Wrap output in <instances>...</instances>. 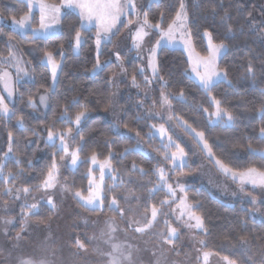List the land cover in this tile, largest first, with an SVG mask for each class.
Here are the masks:
<instances>
[{
	"label": "trees",
	"instance_id": "trees-1",
	"mask_svg": "<svg viewBox=\"0 0 264 264\" xmlns=\"http://www.w3.org/2000/svg\"><path fill=\"white\" fill-rule=\"evenodd\" d=\"M53 4H60L62 0H46ZM182 0H145L143 14L147 13L151 24H160L167 28L175 17L176 11ZM264 4V0L262 1ZM186 10L189 16V27L192 32V40L195 50L201 55H208L206 37H202L205 30L212 31L214 40L223 41L227 49L219 60V67L227 69L228 81H220L212 94L218 99L226 101L223 104L237 117L235 127H224L220 124L212 125L207 119V114L197 111L196 108L203 105L208 112L214 111V106L209 102L204 91L199 87L190 75V61L181 48L163 47L158 53L160 75L168 81L167 86L153 83L152 96L156 106L160 105V89L165 93L179 95L183 90L188 101L187 104L172 100L171 113L181 117L197 131H203L205 138L212 146L216 156L230 167L243 171L248 167H255L264 171V138H261L260 129L264 128V119L261 118L260 108L264 106V5L258 6L252 0H185ZM213 9L215 12H213ZM33 16V26L39 24L38 11H31L24 0H0V16L20 19L27 14ZM163 13V17L161 14ZM133 16H131L132 18ZM81 16L75 11H67L61 18V31L56 35L40 38L23 35L10 26L0 22V71L8 64L4 62L10 56L12 41L17 44L23 58L31 66L34 74L32 81H19L15 79V99L10 108L15 115L0 116V162L7 147L8 132L13 133L12 153L3 162L6 165L4 174H0V198L8 199L3 195V189L7 187L32 188L42 180L40 170L45 165H50L52 153H57L56 159L63 155L57 148L45 143V126L53 131H64L71 126L59 119L64 106L79 98L80 105L69 108V114L73 117L83 110L81 105H87L89 115L83 120L80 135H83L88 143L81 152V160L75 168H67L65 177L69 186L75 191L80 189L88 192L87 171L92 168L88 157L93 151L98 153V159L107 158L109 151L115 152L112 158V166L115 170L116 180L112 175L104 179V205L103 209L92 210L83 206L86 212L92 216H112L121 220V213L107 207L113 196L116 197L120 207L124 205V194L127 192L138 194L141 197L142 208L150 212L151 205L161 207L160 201L168 199L165 189L149 192V189H157L159 178L152 171L158 165L155 157L147 155L140 150L127 151L135 146V140L131 136L114 131L110 121L104 114L110 109L113 102V82L110 80L113 73H118L120 61H117L114 53L119 52L123 61V68L129 81L136 77L139 88L145 89L144 73L138 69L140 60L136 57L135 50L126 52L116 50V40L127 28L126 21L120 25L119 32L113 37L112 43L103 45L99 59L102 64L111 61L106 67L93 72L96 63L95 32L96 27L82 29ZM229 28L231 31H229ZM75 31H81L86 39L79 52H74L71 46ZM154 37L158 32L153 29ZM27 37V38H26ZM11 40V43L9 41ZM63 45L65 56L61 61L56 85L53 87L51 73L46 64H42V50H52ZM57 60H61L56 55ZM252 61L255 76L247 73V63ZM54 88V91H53ZM131 89H126L119 94L121 110V124L123 128L132 133H139L144 140L148 139L151 131L150 119H137L145 116L143 108L137 106L140 101L138 94ZM46 94L49 97L48 107L43 108L37 104L36 108L29 107L27 101L31 97L37 103L39 96ZM171 99V96L169 97ZM24 118V128L18 123L19 118ZM30 129L40 132V137L33 135ZM75 131V128H74ZM160 142L158 138H154ZM31 141V143H29ZM115 141V143H111ZM58 144V142H56ZM79 143V136H76ZM249 146L256 149V154L249 151ZM17 160L19 163H17ZM29 161L32 166L29 167ZM136 163L145 169L147 175L131 168ZM23 169L24 174H19ZM193 169L185 167L178 169V173L189 172ZM7 172L17 175L15 180L6 176ZM189 199L194 204L202 205L195 208L198 214L205 218L206 226L210 234L202 231L200 237L206 241L204 248L222 257H229L237 264H260V258L264 253V220L252 216L250 208L241 201L233 204L227 203L199 183L188 188ZM264 214V204H260ZM53 214L50 205L43 203L40 210L32 215V220L43 223ZM240 237H245L247 243L241 247Z\"/></svg>",
	"mask_w": 264,
	"mask_h": 264
},
{
	"label": "snow or ice",
	"instance_id": "snow-or-ice-1",
	"mask_svg": "<svg viewBox=\"0 0 264 264\" xmlns=\"http://www.w3.org/2000/svg\"><path fill=\"white\" fill-rule=\"evenodd\" d=\"M33 6V0H28V7L31 8ZM77 7L80 9V14L83 17L80 27L82 29H86L88 25H90L93 20L96 21L97 31L95 32V49H96V63L93 67L92 71L96 72L107 66L111 61H106L104 64L101 63L99 56L101 53V49L103 45H107L112 43L113 37L119 32V29L116 27L122 15H126L125 9L135 10L136 5L134 0H126V3H121V0H65V4L61 5V7ZM61 7H57L55 5H49L40 0L39 9H40V17L39 23L40 27L38 29H32L33 38L40 36V34H48L54 26L59 23V14L61 11ZM213 12L215 10L213 9ZM139 15V14H138ZM163 17V13L161 14ZM30 19L29 16H24L22 19L17 20L15 16L12 17V21L14 24L19 25L21 28L25 26V23ZM128 24H132V20L129 19L127 21ZM155 29L159 34V39L155 40L154 45L148 48V65L151 68V76L154 79H150L148 76L144 77L146 84L152 83H160L162 86H167L168 81L164 80V78L160 75L159 64H158V53L163 50L164 41L166 40L168 44L173 43H181L184 49L188 52V58L192 60L193 63V71L199 81V87L204 91L206 96L208 97L209 102L214 106L213 112H208L207 108H204L203 105H200L196 108L197 111H201L207 114V119L210 124L216 125L220 124L224 127H235L237 122V117L230 111L227 107H224L223 104L226 101H222L218 99L215 95L212 94V89L216 87V85L220 81H228L227 69H221L218 66V60L225 54L226 44L221 41L217 43L213 38L212 31L205 30L201 35L202 37H206V47L208 49V55H201L199 52L195 50L192 40V32L189 27V16L186 10V6L183 2L179 5V10L176 11L175 17L172 19L171 23L167 25V28L161 27L160 24H151L148 20L147 13L143 14V20L139 22V27L135 32H130L129 36L131 39V49L137 51V54L142 50V46L145 44V38L149 37L150 31H146ZM229 31L231 29L229 28ZM27 38V37H26ZM40 38H44L40 36ZM150 42V41H149ZM11 43V40L9 41ZM86 43L85 37L82 35L81 31H75L74 37L70 42L71 46L74 50H79L81 46ZM59 55L61 60L56 59V55ZM42 59L41 63L46 64L47 67L50 68L51 79L53 84L57 82L58 71L61 69V61L65 56L63 45L61 44L54 53L52 50H42ZM117 61H120L121 72H125L126 70L123 68V61L119 52L114 53ZM12 59H16L15 53H10ZM19 64V61H17ZM261 68H264V64L260 65ZM18 72H24V75H28L24 69L17 67ZM138 71L143 74L144 68H139ZM247 73L250 76H255V69L252 61H248L247 63ZM117 79L116 73L112 74L110 80L115 82ZM0 80L4 82V89L7 92L9 97L13 96V87L11 83V75L7 71L0 72ZM131 83L139 88L140 85L137 84L136 77L133 76ZM231 84V81H228ZM54 91V88H53ZM146 99H152L149 93H144ZM171 96V99L169 97ZM48 95L39 96V104L48 107ZM172 100L181 101L185 104L188 103L183 90L179 93V95H172L171 93H165L163 87L160 89V103L161 107L165 109L167 112V120L172 121L175 120L176 123L182 127L185 131L190 133L196 142L200 145L201 150L207 155V157L215 164V166L219 169L221 173L225 176L231 177L233 180L238 181L239 189L241 192L244 191L245 184H251L254 187L259 185L264 188V171L255 168L248 167L243 171H239L230 167L228 164L224 163L223 160L219 159L216 156V153L213 151L212 146L209 144L208 140L205 138V133L203 131H197L191 125L187 123V121L183 120L181 117H176L171 114L172 108ZM29 107L36 108L37 102L31 97L28 98L27 101ZM80 105L79 98H75L71 101L70 104L65 105L63 112L61 113L59 119L71 126L67 127L64 131H53L51 127L45 126L46 138L45 143L53 148H57L59 152H62L63 155H60L59 161L57 162L56 155L57 153H52V159L50 165H45V168L40 170V174L43 177L41 182L34 185L32 188L23 187V188H14V187H5L3 189V195L11 196L14 195L15 199H20L21 193L28 194L33 190L39 191L41 189L45 190V195L41 196L40 199L47 198V202L51 205L52 209L55 210L56 204L52 198V195L48 194V190H53L57 188L58 184V176L60 175L61 165L63 164L66 168H75L78 162H84L81 160V152L85 150L87 146V139L80 135L82 128V121L87 118L89 115V110L87 105H81L83 110L77 112L73 117L69 114V108ZM156 101L152 100V108L155 109ZM137 106L143 108L145 106V100H140L137 102ZM12 112L15 115L14 111L9 108V104L5 102V98L3 95H0V116H8V114ZM261 118L264 119V106L260 108ZM161 112L149 111L145 116H138L137 119H150L153 116H161ZM18 123L21 128H24V118L20 117ZM115 127H119V123L115 125ZM127 126L125 125V128ZM151 131L148 133L149 140L154 139L157 134L161 139V146L164 148V152L161 154L165 162H170L171 168L166 169V167L156 165L153 167L152 171L159 178V183L157 189H149V192H153L159 189H166L167 193L171 197V199H164L160 201L161 207L158 208L155 204L151 205L150 209V219L148 218V213L144 214L143 224L140 227H135V225L141 223L135 219L128 220L127 222L133 226V230L140 234H146L150 230L153 229L155 223L158 222V217H165L166 213L163 211L164 206H168L170 212H175V219L179 221L183 226H186L188 229H198L205 234H210V229L206 226L205 218L203 215L198 214L194 211L195 208L202 207V205L194 204L189 199L188 189L186 185L180 183L179 176L182 173H177V168L183 169L188 167V153L185 148L173 138V136L169 133L168 128L165 127V124L161 123L158 126L156 124L149 125ZM169 127H173L169 124ZM75 128V135H74ZM33 135L36 137H40V132L35 129H30ZM173 131L175 128L173 127ZM137 143L135 148L126 149L127 151H135L136 149H144V145L139 138V133L136 134ZM261 138H264V128L260 129ZM76 136H79V143H76ZM69 138L73 141L75 145L74 148L70 149ZM13 133L11 131L8 132V140L9 146L7 152L4 153V157L7 158L9 153H12V141H13ZM59 141L57 144L56 141ZM31 143V141H29ZM111 143H115V141H111ZM249 151L253 154H256L257 150L251 148L249 146ZM116 155L115 152L109 151L107 158L103 160L98 159V153L93 151L87 159L90 160L92 165L99 166V178L97 179L95 173L92 168H89L87 171L88 177V192L87 195L80 189H73L69 186V183L65 181L61 185V188L67 192H71L74 197H76L79 201L83 203V205L92 210L103 209L104 205V179H105V170L108 169L112 172V179L116 180L115 170L112 168V158ZM261 156L264 157V152H261ZM66 158H68L66 163ZM159 159V157H158ZM17 163L19 161L17 160ZM29 167L32 166V162L29 161ZM6 165L0 162V174H4ZM131 168L134 171H139L142 175H147L148 173L145 171L143 167L137 165L136 163H132ZM170 173H176L177 179L174 183H169ZM19 174H24L23 169L20 170ZM18 174L7 172L6 176L15 180ZM180 195L179 202L177 203V195ZM128 197H125L127 199ZM252 203L257 204V200L255 197H251ZM259 203L264 204V200H260ZM175 204V208H172V205ZM25 207L29 210L27 212L22 210V215L24 218L23 227H27L28 216L34 214L32 210L38 208V204H26ZM107 207L109 209H115L120 212L122 217L124 214V209L120 208L118 201L115 196H113L108 203ZM129 212L132 211L130 207L128 209ZM260 211L258 207H254L251 210V214L255 215L256 212ZM5 225L12 224L13 221L11 219H5ZM44 222V221H41ZM87 222V221H86ZM166 226V233H159L161 237V242L166 243L167 245L172 246V251H175L174 239L178 238L179 233L178 229L174 226H170L169 221L167 219L163 220ZM194 222V223H193ZM117 224L114 218L109 217L105 222V230L101 232V237H107L106 243L110 244L111 251L102 253L107 259L108 264H134L133 256L137 251L133 245L128 243H112L114 238V234L117 232ZM126 231V230H125ZM5 234L7 232L5 231ZM23 237L21 233H16L15 240L20 241ZM199 243L201 245L206 244L205 240H200ZM241 247H243L247 240L245 237H240ZM75 246L78 250L87 251L86 245L83 241L77 239L75 241ZM213 255L210 252H203L202 260L204 264H208L209 257ZM223 260L226 264H237L235 260L229 259V257H223ZM21 264H52V261L48 259H28L26 261H21ZM249 264H253L251 259H249ZM260 264H264V257L260 258Z\"/></svg>",
	"mask_w": 264,
	"mask_h": 264
},
{
	"label": "rangeland",
	"instance_id": "rangeland-1",
	"mask_svg": "<svg viewBox=\"0 0 264 264\" xmlns=\"http://www.w3.org/2000/svg\"><path fill=\"white\" fill-rule=\"evenodd\" d=\"M24 1L28 4V0ZM152 1L155 0H149V2ZM252 1H254L258 6L264 5L262 3L263 0ZM43 2L57 7H61V5L65 4V0H62L60 4H53L46 0H43ZM134 2L136 5L135 10L126 8V15L121 16L120 21L116 26L119 29L120 25L126 21L127 28L116 40L115 48L120 52H126L128 49H131V39L129 33L135 32L139 27V22L143 20V10L146 4L145 0H134ZM182 2L185 4V0H182ZM39 3L40 0H33L31 11H38L40 17ZM121 3H126V0H121ZM67 11H75L80 14V9L77 7H61L59 23L54 26L48 34L45 35L42 33L40 36L48 37L60 33L61 18ZM26 16H29L30 19L25 23L23 28L14 24L12 18H4L0 16V22L10 26L25 36H33L32 29H38L40 27V23L38 26H33L32 13L27 14ZM131 16L133 17L131 18ZM16 19L20 20L18 18ZM82 19L83 17L81 16V20ZM129 19L132 20V24L127 23ZM90 27L97 28L95 20L87 26V28ZM146 31H150L149 37L145 38V44L142 46V50L139 54H137L136 50L135 52L136 57L141 62L140 68H144V75L148 76L150 79H154L151 76V68L148 65L147 53L148 48L154 45L155 40L160 37L159 35L154 37L153 29H146ZM163 43L166 47L183 49L188 56L187 50L184 49L181 43L177 42L168 44L166 40ZM10 46L11 53H15L16 59H12V57L9 56L4 61L5 63L8 62V64L2 67L0 71H7L11 75V83L13 87L12 97L8 96L4 89V82L0 80V95L4 96L5 102L9 104V108L10 104L13 103L15 99V79H18L19 81H32L34 79L31 66L23 58L17 44L12 41ZM79 50H74V52L78 53ZM17 61H19V64H17ZM189 61L191 66L190 75L196 82L199 83L195 72L192 70V60L189 59ZM17 67L24 69L28 75H24V72H18ZM59 72L60 70L58 71V76ZM116 75L117 79L113 82V102L110 109L104 114V117L111 122L115 132L134 138L136 146V133L126 130L121 124L120 100L118 97L120 91L123 92L126 89L134 90L135 86L127 79L125 72H121V67ZM56 83L53 84V87ZM152 85L153 83L148 84L145 89H138L134 91L138 94L141 100H145V106L143 107L144 115H146L149 111L161 112V116H153L150 118L152 124H156L157 126L161 123L165 124L169 133L185 148L188 153V167L193 170L183 172L182 175L179 176L180 183L186 185L187 188L190 185L199 183L200 185L206 187L211 194L227 203L233 204L236 201H241L248 208H250V210L254 207H258L260 211L256 212L255 215L252 214V216L256 219L264 220V214L262 213V209L260 207L261 203H259L260 200H264V188L259 185L254 187L251 184H245L244 191L241 192L238 181L221 173L215 164L201 150L200 145L190 133L180 127L175 120H167V112L161 107V103L159 106L155 105V109L152 108V100H154L152 96ZM144 93H149L152 99H146ZM37 104L40 105L39 102ZM41 106L45 108V106ZM10 114L11 112L8 115ZM117 123H119L118 128L115 127ZM169 124L175 128V131H173V127H169ZM139 138L146 151L143 149L137 150L155 157L159 166L166 167V169L171 168L170 162H165L161 155L164 152V148L161 146V139L158 134L155 138H158L160 142H156L155 139L149 140V138L144 140L140 136ZM56 142L59 143L58 140ZM69 145L70 149L75 147L71 139H69ZM2 146L7 147L8 150L9 140L7 141V145L5 140H3ZM7 150L5 152H7ZM261 152H264V150ZM9 155L10 153L8 154V157ZM7 158L3 155L2 163ZM67 160L68 158H66V163ZM178 169L179 168H177V170ZM66 170L67 168L62 164L60 175L58 176L59 182L57 184V188L48 190V194L52 195L56 208L53 210L52 216L43 223L32 220L33 214H31L27 218V227L24 228L22 210L25 212L29 211L25 205L35 203L38 204V208L32 211L36 214L40 210L43 203L48 204L46 197L44 199H40L41 196L45 195V190H33L28 194L21 193L20 199H15L14 195L9 196L8 199L0 198V264H21V261H26L28 259H48L52 261V264H108V259L102 255V253L111 251V246L105 242L107 237L102 238L100 234L105 230V222L112 216L89 215L83 207L84 205L81 201L74 197L71 192L63 190L61 185L67 181L65 177ZM92 170L98 179L99 166L92 165ZM109 175H112V172L106 169L105 178ZM169 175V183H174L177 179V174L170 173ZM84 195H87V193H84ZM180 195L181 194L178 193L176 200L177 203L179 202ZM125 197L128 198L125 199ZM251 197L256 198L257 204L254 205L252 203ZM123 198L124 205L120 207L124 209L123 217L121 215V220L112 217L115 219L118 228L117 232L114 234L112 243H128L133 245V247L137 249L133 256L134 264H204L202 260L203 252L210 251L206 250L204 245L199 243L200 240H204L199 235L201 232L200 230H190L186 226H183L175 219L176 213L170 212L168 206H164L163 211L166 213V216L163 218L158 217V222L154 224L153 229L148 233H137L133 230V226L127 221L131 219L140 221L141 223L135 225V227H140L143 224L144 214L148 213V218L150 219V212L143 210L141 197L138 194L127 192L124 194ZM168 199H171L169 194ZM130 207L132 208L131 212L128 211ZM172 208H175V204L172 205ZM5 219H11L13 223L5 225L3 222ZM164 219L169 221L170 226H174L178 229L179 236L174 239L175 251H172V246L161 242L159 233H166V226L163 222ZM5 231L7 234H5ZM16 233H21L23 239L16 241ZM77 239L85 243L87 251L78 250L76 248L75 241ZM262 257H264V253ZM208 264H226V262L223 260L222 256L213 253V255L209 257Z\"/></svg>",
	"mask_w": 264,
	"mask_h": 264
}]
</instances>
